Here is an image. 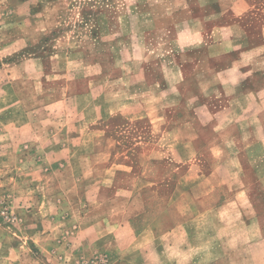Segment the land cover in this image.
Returning a JSON list of instances; mask_svg holds the SVG:
<instances>
[{"label":"crops","instance_id":"obj_1","mask_svg":"<svg viewBox=\"0 0 264 264\" xmlns=\"http://www.w3.org/2000/svg\"><path fill=\"white\" fill-rule=\"evenodd\" d=\"M178 10L164 55L150 61L146 45L135 48L136 81L123 99L97 87L69 93L68 81L80 78H67L63 123L49 114L17 138L19 151L64 149V171L85 159L91 167L76 168L59 208L46 187L18 196L25 233L6 234L0 222V264H64L100 252L111 264H264V0H184ZM64 55L72 68L91 66L93 81L103 73L94 55L65 47ZM120 168L127 187L114 185ZM105 195L124 199L126 216L100 215L111 204ZM62 207L58 262L53 216Z\"/></svg>","mask_w":264,"mask_h":264},{"label":"rangeland","instance_id":"obj_2","mask_svg":"<svg viewBox=\"0 0 264 264\" xmlns=\"http://www.w3.org/2000/svg\"><path fill=\"white\" fill-rule=\"evenodd\" d=\"M69 1L70 5L64 0H4V4L0 3V222L6 234L11 235L14 231H21L22 235L25 233L23 218L18 213L19 195L31 188L41 192L46 187L52 195L51 203L59 208L61 202L58 198L64 195L65 187L66 190L74 188L70 177L76 168L87 172L91 167L85 159L86 164L68 166L69 169L64 171V149L38 148L28 153V149L22 148L19 151L17 138L27 140L30 125L43 127L49 114L63 123L64 82L67 78L81 79L68 81L69 93L86 92L97 87L96 91L106 97L123 99L125 88L136 81L132 76L134 64L139 65L135 48L142 43L146 45L150 61L164 55L172 40V13H178L184 2ZM39 12V17L35 18L34 15ZM180 14L184 15L182 10ZM64 47L98 58L105 66L98 81H93L94 69L91 66L72 68L64 55ZM71 60L78 61L75 57ZM95 70L98 67L95 66ZM72 104L77 108V103ZM79 104H82L80 109L87 113L88 105L85 102ZM119 122L126 121L122 118ZM36 136L38 144H42L41 134ZM101 144L96 157L104 160L110 150L102 139ZM19 154L25 157L20 164L17 160ZM104 166L99 163L95 172L103 174ZM115 174L114 185L127 187L130 181L126 171L116 169ZM107 198L111 204L107 203L100 215L126 216L127 202L124 199L105 195ZM26 206L25 202L24 208ZM61 210L60 214L53 216L60 232L54 239L56 246L51 250L56 252L58 262L64 257V207ZM92 215L88 214L86 219H92ZM82 257L89 256L62 262L70 264Z\"/></svg>","mask_w":264,"mask_h":264},{"label":"built area","instance_id":"obj_3","mask_svg":"<svg viewBox=\"0 0 264 264\" xmlns=\"http://www.w3.org/2000/svg\"><path fill=\"white\" fill-rule=\"evenodd\" d=\"M70 264H110V259L107 254L102 252L89 257L76 259Z\"/></svg>","mask_w":264,"mask_h":264}]
</instances>
